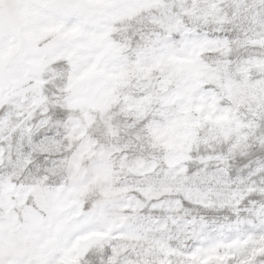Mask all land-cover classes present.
Segmentation results:
<instances>
[{
  "label": "snow or ice",
  "instance_id": "obj_1",
  "mask_svg": "<svg viewBox=\"0 0 264 264\" xmlns=\"http://www.w3.org/2000/svg\"><path fill=\"white\" fill-rule=\"evenodd\" d=\"M0 264H264V0H0Z\"/></svg>",
  "mask_w": 264,
  "mask_h": 264
}]
</instances>
